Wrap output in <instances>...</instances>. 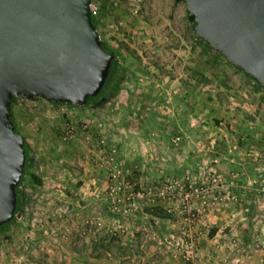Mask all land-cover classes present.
I'll return each instance as SVG.
<instances>
[{
  "label": "rangeland",
  "instance_id": "374dc122",
  "mask_svg": "<svg viewBox=\"0 0 264 264\" xmlns=\"http://www.w3.org/2000/svg\"><path fill=\"white\" fill-rule=\"evenodd\" d=\"M91 1L123 79L93 106L13 102L34 158L24 211L0 228V264H107L122 245L124 264H183L190 240L202 264L217 218L224 240L206 264L263 251L262 84L196 35L185 1Z\"/></svg>",
  "mask_w": 264,
  "mask_h": 264
},
{
  "label": "water",
  "instance_id": "95a60500",
  "mask_svg": "<svg viewBox=\"0 0 264 264\" xmlns=\"http://www.w3.org/2000/svg\"><path fill=\"white\" fill-rule=\"evenodd\" d=\"M182 1L196 35L264 86V0ZM90 2L0 0V225L14 217L16 187L34 158L11 118L13 99L82 106L106 80L114 55Z\"/></svg>",
  "mask_w": 264,
  "mask_h": 264
},
{
  "label": "crops",
  "instance_id": "0c3cea01",
  "mask_svg": "<svg viewBox=\"0 0 264 264\" xmlns=\"http://www.w3.org/2000/svg\"><path fill=\"white\" fill-rule=\"evenodd\" d=\"M218 219L219 218H217V220ZM217 220L216 221L212 220L213 223H215V224L213 226H210L208 228L203 229L204 232L200 236V238H201L200 239V247H201L203 253L205 254V258L203 259L202 264H206L208 262L213 261L212 258H211L212 259L211 261H209V260H210V257L212 256V253H214L215 255L217 254L216 247L218 245H216L217 244L216 242H223V240H224V239H222V238H224V237H222L224 235L221 234L222 225L219 223H216ZM250 227H252V226H249L248 228L244 229L245 233L250 231V229H249ZM251 240L252 239H249L248 235L245 234L244 245L250 243ZM103 241L109 243L108 239H105ZM111 241H113V238L111 239ZM116 242H118V240ZM125 242H127V241H125ZM92 243L94 244V246H93L94 251L93 252L95 253V256H93L91 259H94V261L96 263L99 260L98 256L96 255V254H98L97 248L98 247H104V246L102 245L101 242H98L96 240L92 241ZM120 243L124 244L122 239L120 240ZM116 246L117 245H115V247ZM117 248H114V251L117 250ZM122 248L125 250V252L116 253L115 256L105 257L107 264H113V263H110V261H114V260H115V262H120L121 264L127 263L125 258L128 257V255H127L128 250L124 247V245H122V247H120L121 250H122ZM247 248H250V247H247ZM106 254H107V252H106ZM118 254H120V255H118ZM243 262L245 264H264V250L263 251H258V250L254 251L253 250V251L247 252V255L244 256V259L242 260V262L240 264H243Z\"/></svg>",
  "mask_w": 264,
  "mask_h": 264
},
{
  "label": "trees",
  "instance_id": "16d2710c",
  "mask_svg": "<svg viewBox=\"0 0 264 264\" xmlns=\"http://www.w3.org/2000/svg\"><path fill=\"white\" fill-rule=\"evenodd\" d=\"M92 21H93V24L95 25L96 27V18L94 16H92ZM102 45L103 47L109 51L110 53H113V51L111 50V48L102 41ZM217 55H219L218 53H216ZM123 74H124V70L123 68L120 66L119 62L116 60V58L114 57L111 61V65H110V70L108 72V75L106 77V80L101 88V90L99 91V93L96 95V96H93V97H88L87 100H86V103L84 105H88V106H93V105H97L96 102L100 99H103L102 100V103H104L106 100H108L110 98V96H113L116 91L118 90V87H119V84L121 83L122 79H123ZM248 75V74H246ZM250 76V75H249ZM251 77V76H250ZM253 78V77H252ZM255 79V78H254ZM256 80V79H255ZM257 81V80H256ZM258 82V81H257ZM107 85V88L105 90V93L104 94H100V92L103 90V88ZM263 86V85H262ZM263 89H264V86H263ZM16 100V98L13 99V102ZM13 102H12V105H13ZM101 103V104H102ZM64 104H68L69 103H64ZM12 105H11V118L13 120V123L16 125L15 121H14V115H13V112H12ZM17 127V126H16ZM24 147L26 149H30V147L28 146V144L26 143V141H24ZM33 163V160L30 161L29 163H27L24 167V171H23V176L21 177L17 187H16V208H15V214H14V217L12 218L11 221H13L15 219V216L17 213H21L24 211V208H25V192L24 190H22L20 188V184L21 182H23L24 180V177H25V174H26V170L27 168ZM29 177H30V180L33 184H35L36 186H41L42 185V179L40 178L39 175H37L36 173H29L28 174ZM11 221L3 224V225H0V228L1 227H4L5 225L9 224Z\"/></svg>",
  "mask_w": 264,
  "mask_h": 264
},
{
  "label": "built area",
  "instance_id": "2783aa9c",
  "mask_svg": "<svg viewBox=\"0 0 264 264\" xmlns=\"http://www.w3.org/2000/svg\"><path fill=\"white\" fill-rule=\"evenodd\" d=\"M89 7H90L91 15L95 17L98 13V6L91 1ZM202 202L205 203L206 201L203 199ZM188 208L190 210H193L194 207L191 205ZM194 212L192 214H194ZM186 244L187 247L190 249V253H185L182 255L183 264H197L198 263L197 260L199 259V252L196 248L195 242L193 240H190Z\"/></svg>",
  "mask_w": 264,
  "mask_h": 264
}]
</instances>
